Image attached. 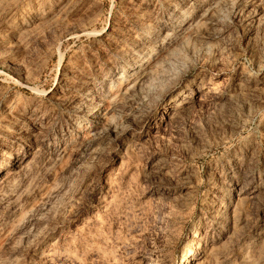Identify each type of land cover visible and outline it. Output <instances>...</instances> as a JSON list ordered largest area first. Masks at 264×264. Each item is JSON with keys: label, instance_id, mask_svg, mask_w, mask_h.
I'll use <instances>...</instances> for the list:
<instances>
[{"label": "rangeland", "instance_id": "374dc122", "mask_svg": "<svg viewBox=\"0 0 264 264\" xmlns=\"http://www.w3.org/2000/svg\"><path fill=\"white\" fill-rule=\"evenodd\" d=\"M0 264H264V0H0Z\"/></svg>", "mask_w": 264, "mask_h": 264}, {"label": "bare ground", "instance_id": "6f19581e", "mask_svg": "<svg viewBox=\"0 0 264 264\" xmlns=\"http://www.w3.org/2000/svg\"><path fill=\"white\" fill-rule=\"evenodd\" d=\"M1 171V170H0Z\"/></svg>", "mask_w": 264, "mask_h": 264}]
</instances>
